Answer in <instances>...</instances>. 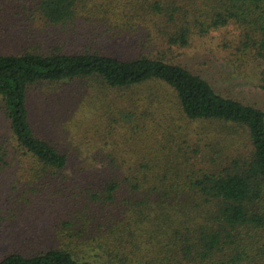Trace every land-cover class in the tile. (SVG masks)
<instances>
[{
  "label": "trees",
  "instance_id": "16d2710c",
  "mask_svg": "<svg viewBox=\"0 0 264 264\" xmlns=\"http://www.w3.org/2000/svg\"><path fill=\"white\" fill-rule=\"evenodd\" d=\"M152 31L179 47L219 31L264 90V0H0V174L15 162L33 190L0 200V236L23 223L0 264H264V108L117 41ZM68 81L87 89L53 116L32 104ZM53 203L44 227L24 215Z\"/></svg>",
  "mask_w": 264,
  "mask_h": 264
},
{
  "label": "rangeland",
  "instance_id": "374dc122",
  "mask_svg": "<svg viewBox=\"0 0 264 264\" xmlns=\"http://www.w3.org/2000/svg\"><path fill=\"white\" fill-rule=\"evenodd\" d=\"M9 32V28L5 27L2 32L3 36H6ZM218 32H212L211 37H205L203 39H196L194 42L188 47H179L177 45H169L166 42H162V36L158 31H152L151 35L146 37L147 40L144 45H141L138 42V39L144 40V34L141 32H137L135 35L128 37L125 36L122 40L118 39V43H121V47L124 45L125 47L133 46L135 52L138 53L140 49H144L145 51L157 54L159 56H163L164 59H167L172 62H180L182 64H186L188 67L202 72L211 82L212 84L221 92L233 95L242 101L254 103L264 108V90L254 81L252 78L244 77L240 74H235L231 64H229L225 60L226 54H223L220 46L218 44V38L216 37ZM7 44L13 45V42L8 41L6 43L5 40H1L0 42V50H3L2 46H7ZM123 46V47H124ZM87 89V84L81 81H68L61 84H47L42 88H38L36 92L39 94L34 95V99L32 100L33 105H38L41 103V100H44L46 96L52 98V103L46 108L42 105L44 110H42V114L45 116H53L54 108L63 104L62 101L56 97V95H62L63 93L74 92L79 95L78 92L83 93ZM111 92V91H108ZM87 94V93H84ZM101 94H104L101 92ZM59 108H56L59 110ZM70 108L67 105L64 107V113L73 115L71 110L66 111L65 109ZM61 114L59 119L64 120L62 117L65 114ZM59 114L54 115V118ZM63 123V122H61ZM0 133L4 134V136L10 137V132L6 122V116L4 112L0 109ZM10 142L12 139L10 137ZM13 148V147H12ZM17 167V163H12L11 167H7L0 174V200H4L5 198L11 199H23L25 194L33 193V190L30 186L29 181L26 180L25 177L19 176L15 172V168ZM21 178L23 180H21ZM56 192L57 196L59 195L58 191ZM54 196V195H53ZM27 197V196H26ZM25 198V197H24ZM7 200V199H6ZM54 203L50 205H44L41 207L34 206L29 211L25 212V217L32 222V225L38 227H44L47 223V218H49L50 211ZM60 204L58 205V207ZM23 223L14 222L13 226L10 227L6 232L2 233L0 236V251L6 249L8 244L11 241V238H14L19 234L17 231L20 227H22ZM23 232V230L21 231ZM13 236V237H11ZM8 240V241H6Z\"/></svg>",
  "mask_w": 264,
  "mask_h": 264
}]
</instances>
